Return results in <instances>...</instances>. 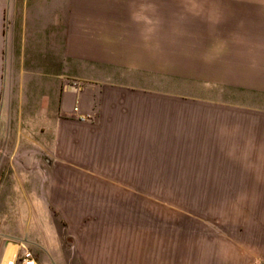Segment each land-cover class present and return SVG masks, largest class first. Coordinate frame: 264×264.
Segmentation results:
<instances>
[{"label": "rangeland", "instance_id": "1", "mask_svg": "<svg viewBox=\"0 0 264 264\" xmlns=\"http://www.w3.org/2000/svg\"><path fill=\"white\" fill-rule=\"evenodd\" d=\"M7 22L15 42L25 31L35 45L19 49L26 82H43L11 85L10 112L40 101L50 112L56 96L88 92L97 105L88 121L103 105L148 150L137 182L89 184L128 197L121 213L37 216L61 240L59 255L263 261L264 0H28ZM18 53L15 45L16 67ZM75 238L89 242L72 246Z\"/></svg>", "mask_w": 264, "mask_h": 264}, {"label": "crops", "instance_id": "2", "mask_svg": "<svg viewBox=\"0 0 264 264\" xmlns=\"http://www.w3.org/2000/svg\"><path fill=\"white\" fill-rule=\"evenodd\" d=\"M27 1L0 0V216L10 222L6 228L0 226V264L15 263L26 246L32 248L37 264H114L113 258L100 254L59 255L61 240L53 238L51 228L37 216L121 213L128 197L91 191L89 184L137 182L139 171L151 166L143 155L148 150L139 145L138 128L130 120H115L116 114L103 105L95 124L88 121L97 111L88 92L56 96L50 112L42 109L41 101L37 111L10 112L11 85H43L40 77L26 82L24 53L19 49L34 47L32 39L27 42L24 31L15 42L7 32L15 8L24 9ZM15 45L17 67L11 63ZM12 71L21 74L14 76ZM85 242L89 241L75 238L72 246ZM259 264H264V257Z\"/></svg>", "mask_w": 264, "mask_h": 264}, {"label": "built area", "instance_id": "3", "mask_svg": "<svg viewBox=\"0 0 264 264\" xmlns=\"http://www.w3.org/2000/svg\"><path fill=\"white\" fill-rule=\"evenodd\" d=\"M73 87L79 89V83L74 82L72 84ZM77 110V107L75 106L73 108V111L75 112ZM0 241H1V229H0ZM7 264H37L36 260L32 254V252L28 248H21L20 254L16 260L15 263L9 262Z\"/></svg>", "mask_w": 264, "mask_h": 264}, {"label": "bare ground", "instance_id": "4", "mask_svg": "<svg viewBox=\"0 0 264 264\" xmlns=\"http://www.w3.org/2000/svg\"><path fill=\"white\" fill-rule=\"evenodd\" d=\"M11 250V249H10ZM13 250H14V248H13Z\"/></svg>", "mask_w": 264, "mask_h": 264}]
</instances>
